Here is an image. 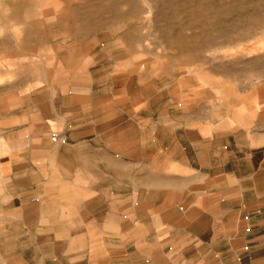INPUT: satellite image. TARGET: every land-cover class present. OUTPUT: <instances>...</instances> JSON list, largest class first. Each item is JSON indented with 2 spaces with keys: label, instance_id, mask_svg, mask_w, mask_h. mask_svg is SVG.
I'll return each instance as SVG.
<instances>
[{
  "label": "crops",
  "instance_id": "0c3cea01",
  "mask_svg": "<svg viewBox=\"0 0 264 264\" xmlns=\"http://www.w3.org/2000/svg\"><path fill=\"white\" fill-rule=\"evenodd\" d=\"M117 67L5 117L0 264H264L261 80L217 98Z\"/></svg>",
  "mask_w": 264,
  "mask_h": 264
},
{
  "label": "rangeland",
  "instance_id": "374dc122",
  "mask_svg": "<svg viewBox=\"0 0 264 264\" xmlns=\"http://www.w3.org/2000/svg\"><path fill=\"white\" fill-rule=\"evenodd\" d=\"M97 62L217 98L238 78L264 88V0H0V155L23 95L61 93Z\"/></svg>",
  "mask_w": 264,
  "mask_h": 264
},
{
  "label": "built area",
  "instance_id": "2783aa9c",
  "mask_svg": "<svg viewBox=\"0 0 264 264\" xmlns=\"http://www.w3.org/2000/svg\"><path fill=\"white\" fill-rule=\"evenodd\" d=\"M51 138H52L53 141L59 142V143H62V144L67 142L66 137L64 135H61V134L57 133V132H53L51 134Z\"/></svg>",
  "mask_w": 264,
  "mask_h": 264
}]
</instances>
